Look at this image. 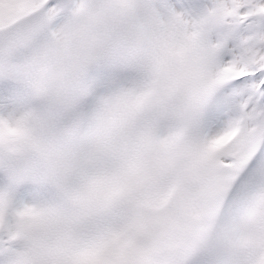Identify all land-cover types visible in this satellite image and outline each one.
<instances>
[{
	"label": "snow or ice",
	"instance_id": "obj_1",
	"mask_svg": "<svg viewBox=\"0 0 264 264\" xmlns=\"http://www.w3.org/2000/svg\"><path fill=\"white\" fill-rule=\"evenodd\" d=\"M0 264H264V0H0Z\"/></svg>",
	"mask_w": 264,
	"mask_h": 264
}]
</instances>
